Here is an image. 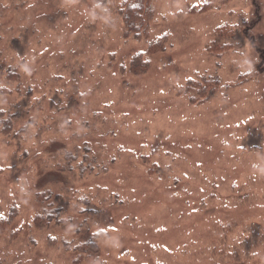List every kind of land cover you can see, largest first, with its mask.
<instances>
[{"label":"rangeland","instance_id":"374dc122","mask_svg":"<svg viewBox=\"0 0 264 264\" xmlns=\"http://www.w3.org/2000/svg\"><path fill=\"white\" fill-rule=\"evenodd\" d=\"M142 2L0 0V264H264V0Z\"/></svg>","mask_w":264,"mask_h":264},{"label":"trees","instance_id":"16d2710c","mask_svg":"<svg viewBox=\"0 0 264 264\" xmlns=\"http://www.w3.org/2000/svg\"><path fill=\"white\" fill-rule=\"evenodd\" d=\"M134 2H131L130 4H129V6H128V8L129 7H133V4ZM144 10L146 11V9L143 7V2H142V0H141V3L139 4V7H137L136 9H133L131 12H129V13H127L126 15H127V21H128V25L131 27L133 24H134V22H135V17H134V15L132 14V13H134V14H136V15H141V17H142V15H145L146 14V12H144ZM128 12V11H127ZM134 27L135 28H137L136 27V25H134ZM138 29H140V26H139V28ZM136 30V34H139L140 33V31L139 30ZM228 29V27H226V30ZM134 30V29H133ZM165 41H167V34H165V35H163L162 37H160V41L158 40L157 41V43H156V47H163V46H165ZM135 61H141V55H138V56H136L135 57ZM51 221V218H49V220H48V222H50Z\"/></svg>","mask_w":264,"mask_h":264}]
</instances>
